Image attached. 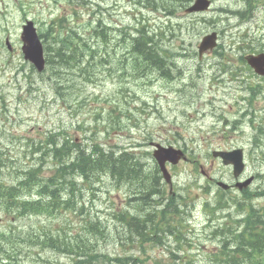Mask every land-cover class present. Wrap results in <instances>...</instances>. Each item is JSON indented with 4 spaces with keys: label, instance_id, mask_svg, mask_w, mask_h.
<instances>
[{
    "label": "rangeland",
    "instance_id": "rangeland-1",
    "mask_svg": "<svg viewBox=\"0 0 264 264\" xmlns=\"http://www.w3.org/2000/svg\"><path fill=\"white\" fill-rule=\"evenodd\" d=\"M164 1L168 6L161 4ZM193 2L189 0L183 9L180 1L170 0H0V159L11 157L8 165L13 176H21L25 165L44 166L42 178L30 176L18 195L37 198L42 190L50 210L62 199L54 198L56 190L69 191L72 180L80 191L85 190L78 205H85L80 215L62 209L59 214L28 219L16 217V209L9 217L0 207V235L9 233L17 222L19 229L31 231L35 238L43 237L40 230L45 227L62 237L61 229L69 234L80 228L82 233L86 219L99 216L111 233L99 241L101 251L130 258L125 264H216L213 253L221 249L220 235L234 238L222 228L236 230L245 218L240 203L253 195L248 205L264 208V199L255 198L264 184V80L255 77L242 60L248 53L264 51V0H211L208 12L186 13ZM26 17L37 23L40 34H46L48 47H59L67 29L78 31L87 47L97 52L94 61L91 52H84L80 69L49 66L42 76L32 73L21 53L20 32ZM97 27L107 43L94 34ZM139 30L148 37L156 35V49L166 57L163 70L168 78L157 65L133 69L131 50L134 39L142 35ZM213 32L218 33V47L200 58L198 46ZM7 34L15 47L13 54L3 44ZM61 129L76 145L91 150V143H98L106 152L122 156L123 163L73 178L71 171L58 172L74 160L70 151H60L61 160L45 163L38 157L32 161L29 145L33 140L44 141ZM152 143L186 151L189 159L170 168L172 185L158 169ZM239 148L244 149L246 162L241 180L255 177L247 189L251 194L236 188L225 191L216 184L234 186L236 179L232 167L212 152ZM143 179L141 189L138 184ZM2 183L13 185L17 180L0 170ZM147 185L155 188L149 194ZM177 207L178 212L167 214L166 219L175 226L173 232L159 231L155 241L143 248L137 243L122 245L119 239H126L131 229L120 221L121 215H148L150 225L149 221L156 223L166 216L162 209L177 211ZM167 223L163 221L162 227H168ZM20 242L0 247L10 254H17L11 252L13 248L21 250L18 261H9L0 252V264H72L71 256L24 245L22 249ZM259 258L263 261L264 254Z\"/></svg>",
    "mask_w": 264,
    "mask_h": 264
},
{
    "label": "trees",
    "instance_id": "trees-1",
    "mask_svg": "<svg viewBox=\"0 0 264 264\" xmlns=\"http://www.w3.org/2000/svg\"><path fill=\"white\" fill-rule=\"evenodd\" d=\"M170 1H180V7L183 9L189 3V0ZM165 3L168 6L167 1L161 2L162 5H164ZM163 10L168 12L171 9L163 7ZM248 12L250 13V10H248ZM98 28L99 27L96 28L94 34L102 38L104 40V43H107V37L103 34V31L101 30L100 32ZM144 33L149 35V33L145 30ZM62 37L63 39L59 41V47L54 48L52 51L49 48L50 55L48 56V65L50 67L53 62H57L59 67H62L60 69H80V54L84 52H91V57H93L94 61L97 52L94 51L93 47H87L89 46L88 43L85 42V40L81 39L78 31L74 30L73 28H69L62 34ZM155 37V34L151 35V37H148L142 32V35L134 39L131 50V52L135 54V58L133 60L134 70H138L139 68H143L144 66H146L147 68H152L156 65L158 66V71L160 69H163V66L166 62V57L161 50L156 49L158 45L154 39ZM82 41L85 44L83 47L86 49H83L81 45ZM90 60H92V58ZM166 78H168V76ZM51 144L52 145H49L47 147L52 150L54 156H57L59 154L60 157V151L62 150L70 151L71 154L75 156L74 160L69 163L68 167H66L65 169H62V167H60L58 170V172L65 170V174L66 172L71 171V175L73 176V178L77 176L80 177V175H89L90 172H98L99 170L105 169L106 167H115L116 165H121L124 161L122 159V156L119 158L114 153H108L100 148L99 145H97L98 143H91V150H88V148H84L85 145L83 147H80V145H76L75 141L72 140L70 136H67L66 139H64L63 144L60 147L56 145V141L52 142ZM41 169L42 168L39 167V169L35 170V172L33 170H28L23 174V177L19 176L17 178H27V180L29 181L28 178H31L30 176L35 177L38 174L40 175ZM130 173H134L135 176L138 175V173H135L134 170H131ZM88 177L89 176H87L86 178ZM58 179L62 182H65V177L60 176L58 177ZM145 183L146 179H143L142 182L138 184V186L142 189ZM72 184L74 186L71 187L68 191V199L65 200V205H67L66 208H71L76 211L78 205V202L76 201V190L80 192V189L78 188V183L76 181L72 180ZM17 185L20 186L21 183H18ZM57 186L61 188L62 185L61 183H58ZM147 186L148 194L155 189L150 185ZM8 188L9 187H6L5 184H0V207L6 214H8L9 217H11V213L15 209L16 216H25L27 214L29 216L32 213L41 210L39 207H31L30 209L24 203H21L20 206L16 205L14 203L15 193H13L11 196L7 190ZM62 190H65V188H63ZM257 191L255 194V198L264 197V188H260ZM248 193L251 194V191L244 190V194ZM252 198H254L253 195H248L244 200L245 202L240 203V206L245 209V218L242 220V222H240V224L242 225L243 223L249 225L248 227H246L247 231L245 230L243 233H241L238 232V229L230 230V228L228 227L222 228L224 232L233 233L234 238L231 240H227L226 238L222 239L224 241L222 242L221 249L218 252L213 253L214 263L244 264L246 262L249 264H264V260L261 261L259 258V256L261 257L264 254V208L256 209L252 204L248 205L247 201H250ZM177 212L178 210L167 212L166 209H162L160 213L163 217L165 215L166 216L156 223H154L155 221L153 220L149 221L150 225L147 222L149 220L148 215H146L145 217L132 216L131 218L121 215L120 221L126 222L131 231L130 235L126 237V239L123 238L119 240L122 242V245H125L129 242L132 245L136 246L135 243H137L140 248H143L145 244L155 241L156 235L159 231L162 234L173 232L172 229L175 226L172 223H167L166 219L167 214H173ZM163 221L167 223L168 227H162ZM147 225H149L150 228H148ZM116 230L118 233V228ZM132 230L134 233L132 232ZM109 231L110 228L105 226L104 222H102L98 216L90 217V219L85 222V227L82 230V233H80V231H75V233L73 234V232L71 231L72 233L70 232L68 234L65 231V228L61 229L59 232L63 234L62 237L58 236V234L53 235L52 233H48L43 234L42 238H35L32 232L16 231L11 228L10 230H8L9 233H7L6 235H0V247H4L5 244L13 243L15 240L20 239L22 242H20L18 245L22 249L24 247H37L41 252L47 249L55 250L60 254L67 255L69 257L71 256L72 264H125L131 259L124 257H111L110 255L103 253L100 249L101 245L99 241L108 239L106 238L107 235L111 236V233ZM234 231L238 232L239 235L234 233ZM216 233H218L217 230ZM8 234H11V236H8ZM71 237L73 238L71 239ZM98 237L100 238L98 239ZM233 243L234 245H232ZM22 245H24V247ZM242 247L246 249L245 252L242 251ZM13 251L17 252V254H10V251L7 249L1 250L0 252H2L3 255H8L9 261H18L21 250L16 251L13 248L11 252ZM134 261L136 262V259L133 260V262Z\"/></svg>",
    "mask_w": 264,
    "mask_h": 264
},
{
    "label": "water",
    "instance_id": "water-1",
    "mask_svg": "<svg viewBox=\"0 0 264 264\" xmlns=\"http://www.w3.org/2000/svg\"><path fill=\"white\" fill-rule=\"evenodd\" d=\"M209 4L210 2L208 0H196V3L191 6L187 12L206 10ZM23 38L25 42L24 51L26 54V58L33 61L39 71H43L45 68L43 48L38 36L36 35V30L34 29L33 23H29L28 26L25 27ZM214 39L215 34H212L211 36L205 38L203 44L201 45V52L207 49L208 47L214 46ZM247 60L249 64L253 66L260 75L264 76V55L248 56ZM156 146L157 150H155L154 156L160 164L165 179L170 182L171 177L166 169V162L170 161L173 164H177L183 156V152L180 150H176L172 147L165 148L160 145ZM214 156L221 157L225 165H232L234 176L236 178L239 177V175L243 172L245 168V164L243 162V151L241 149L233 150L230 152L215 151ZM251 182L252 178L248 179L244 183H238L237 187L242 189L248 186ZM218 185L225 190L229 188V185L224 182H219Z\"/></svg>",
    "mask_w": 264,
    "mask_h": 264
},
{
    "label": "bare ground",
    "instance_id": "bare-ground-1",
    "mask_svg": "<svg viewBox=\"0 0 264 264\" xmlns=\"http://www.w3.org/2000/svg\"><path fill=\"white\" fill-rule=\"evenodd\" d=\"M196 2L194 1L191 5H189V6H192V5H194ZM248 11V10H247ZM251 13V12H250ZM217 33V32H216ZM218 34V33H217ZM56 41V40H55ZM53 42V41H52ZM56 45V44H55ZM54 45V46H55ZM57 46V45H56ZM54 49V47H50V50L52 51ZM51 67L52 68H58L59 67V65H58V63L57 62H53V64L51 65ZM159 72L161 73V75L162 74H164L165 75V77H167L168 76V73H167V71H164L163 69H160L159 70ZM40 75V74H39ZM262 130V129H261ZM259 131V130H258ZM264 132V131H263ZM258 135V134H257ZM262 137V136H261ZM255 139V138H254ZM257 141V140H256ZM261 143V142H260ZM256 146H257V144H256ZM158 183V182H157ZM160 187V186H159ZM260 188H264V184H262L260 187H259V189ZM257 198H262V199H264V197H257ZM159 204H161V205H163L164 206V204L163 203H160V202H158ZM159 207V206H158ZM161 208V207H160ZM166 209H168V207H165ZM165 210V209H164ZM173 210H176V208H174ZM177 210H178V207H177ZM167 211V210H166ZM255 223V222H254ZM249 225H247V224H244V225H240L239 227H238V230H239V232H241V233H243L245 230H246V227H248ZM247 231V230H246ZM246 233V232H245ZM215 235V234H214ZM180 236V235H179ZM224 236L222 235L221 236V238L222 239H224L223 238ZM178 238H181V237H178ZM177 238V239H178ZM224 240H222V242H223Z\"/></svg>",
    "mask_w": 264,
    "mask_h": 264
}]
</instances>
